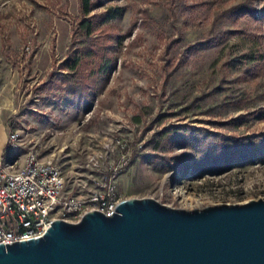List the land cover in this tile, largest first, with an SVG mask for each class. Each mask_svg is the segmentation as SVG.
<instances>
[{
    "label": "rangeland",
    "instance_id": "obj_1",
    "mask_svg": "<svg viewBox=\"0 0 264 264\" xmlns=\"http://www.w3.org/2000/svg\"><path fill=\"white\" fill-rule=\"evenodd\" d=\"M243 1L104 0L83 15L80 0H0V87L13 85L18 134L5 158L52 159L81 196L111 180L120 199L174 208L264 199V0L230 10ZM82 19L89 32L74 31ZM70 46L71 81L94 93L85 113L62 99ZM239 147L249 156L212 167Z\"/></svg>",
    "mask_w": 264,
    "mask_h": 264
},
{
    "label": "water",
    "instance_id": "obj_2",
    "mask_svg": "<svg viewBox=\"0 0 264 264\" xmlns=\"http://www.w3.org/2000/svg\"><path fill=\"white\" fill-rule=\"evenodd\" d=\"M0 264H264V199L184 209L151 197L0 242Z\"/></svg>",
    "mask_w": 264,
    "mask_h": 264
},
{
    "label": "built area",
    "instance_id": "obj_3",
    "mask_svg": "<svg viewBox=\"0 0 264 264\" xmlns=\"http://www.w3.org/2000/svg\"><path fill=\"white\" fill-rule=\"evenodd\" d=\"M8 133V144L16 140ZM101 190L86 196L66 188L59 164L29 151L21 163L0 157V242H11L40 235L55 219L77 221L87 211L106 215L114 212L121 200L115 185L101 183Z\"/></svg>",
    "mask_w": 264,
    "mask_h": 264
},
{
    "label": "trees",
    "instance_id": "obj_4",
    "mask_svg": "<svg viewBox=\"0 0 264 264\" xmlns=\"http://www.w3.org/2000/svg\"><path fill=\"white\" fill-rule=\"evenodd\" d=\"M104 0H98L95 4H92L91 0H80V11L81 14H85L88 12L92 7L96 5H100ZM230 10H238L243 11L246 13H257L258 9L252 3L251 0H244L243 2L236 4ZM112 14L108 12L106 16H111ZM85 28L87 32L90 30V24L86 20H79L75 26L74 31H79L81 28ZM77 46H70L68 48L69 55L65 60L62 61V66L65 67L67 70H60L58 71V79L66 83L65 85V92L62 96L64 102L72 106L76 110H80L81 112H87L88 107L90 105L91 100L93 99L94 93L93 90L89 88V85L86 82V79L83 78L78 79V81H71L73 75L77 72L78 61L77 58L74 56L75 49ZM70 60V62H68ZM109 62H106L104 65H101L98 72L105 73L109 67ZM54 72H56L54 70ZM57 73V72H56ZM77 79V78H76ZM249 149L243 148H236L224 154L221 158L216 157L215 160L212 162V167L216 171H221L229 167L232 163H235L242 157L249 156Z\"/></svg>",
    "mask_w": 264,
    "mask_h": 264
},
{
    "label": "crops",
    "instance_id": "obj_5",
    "mask_svg": "<svg viewBox=\"0 0 264 264\" xmlns=\"http://www.w3.org/2000/svg\"><path fill=\"white\" fill-rule=\"evenodd\" d=\"M13 85L3 84L0 87V157L8 151V128L5 115L13 107Z\"/></svg>",
    "mask_w": 264,
    "mask_h": 264
}]
</instances>
